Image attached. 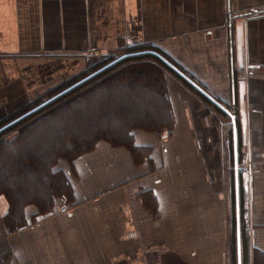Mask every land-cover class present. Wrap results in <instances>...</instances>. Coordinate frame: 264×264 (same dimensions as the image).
Masks as SVG:
<instances>
[{
  "label": "crops",
  "instance_id": "0c3cea01",
  "mask_svg": "<svg viewBox=\"0 0 264 264\" xmlns=\"http://www.w3.org/2000/svg\"><path fill=\"white\" fill-rule=\"evenodd\" d=\"M255 9L264 10V0H0V121L93 66V52L109 54L119 40L151 44V53L236 116L239 161L237 176L231 116L217 112L223 151L213 149L210 131L205 150L200 100L173 86L171 138L136 137L155 149L149 163L100 144L70 175L77 206L13 234L0 221V257L10 252L12 264H239L240 252L241 264H254L256 253L264 260V76L236 78L262 69L264 14L244 17ZM219 155L228 177L212 164ZM247 160L256 165L251 176ZM28 209L30 225L37 211ZM6 214L3 200L0 220Z\"/></svg>",
  "mask_w": 264,
  "mask_h": 264
},
{
  "label": "trees",
  "instance_id": "16d2710c",
  "mask_svg": "<svg viewBox=\"0 0 264 264\" xmlns=\"http://www.w3.org/2000/svg\"><path fill=\"white\" fill-rule=\"evenodd\" d=\"M150 48V45L124 47L119 57L102 61L94 69L0 121L1 135L44 112L62 116L59 123L52 122L46 131L32 138L28 136L23 146L13 144L4 157L9 160L0 161V198L3 197L12 208L3 217L4 225L11 234L22 230L28 223L27 205L38 207L34 216L37 220L41 214L57 210L56 205L73 201L70 177L65 170L56 169L61 159L73 163L78 157L94 151L99 144L107 143L128 150L139 165L151 158L153 147L138 145L134 131L139 129L164 137L173 129V103L162 75L155 69L143 71L138 68L112 75L122 65L154 59L174 73L206 105L224 113L160 57L151 53L155 49ZM124 55L128 57L116 62ZM31 127L29 124L21 137L27 135L25 132L30 133ZM9 254L0 258V264H8L10 260L5 257ZM263 262L260 254H254V264Z\"/></svg>",
  "mask_w": 264,
  "mask_h": 264
},
{
  "label": "rangeland",
  "instance_id": "374dc122",
  "mask_svg": "<svg viewBox=\"0 0 264 264\" xmlns=\"http://www.w3.org/2000/svg\"><path fill=\"white\" fill-rule=\"evenodd\" d=\"M118 47L119 48H117L115 51L113 50V51L109 52V54L101 55L102 52H100V53L99 52H93L92 53V55L94 56L93 58L96 59V60L93 59L94 60V62H93L94 65L93 66H90L83 73H86L90 69H94V67H96L102 61H104L106 59H109L111 57L117 58L120 55H122L123 52H124L123 49L125 47V44H124L123 40L122 41L119 40ZM262 53H263V51H262ZM262 63L263 64H261L262 65V69L261 70L248 67V68L245 69L246 70V74L243 71H240V72L239 71H236V76H237L236 78L242 80L245 77L246 78L247 77L250 78L251 76H253V77H255V76H264V60H262ZM134 68H138V69H141L143 71H150V69L151 70L155 69L157 72H159L162 75V78H163L164 83H166L167 86H168V91L170 93V96L172 95L171 92H172L173 86L179 88L180 90H185L186 89L188 91V95H191V97H193L194 101H195V97L194 96H196L197 100H200V102H201L200 103L199 101H197L196 107H197L198 117H201V118H197V121H198V130L200 132V136L202 137V140L204 141V149L205 150L206 149L207 150L209 149L208 146L210 144H208L207 139H205V136H206V133L210 131L211 133H213V137L214 136L217 137L216 140H215L217 145H215L213 143L212 146H214V148L213 147L212 148L213 149H216L218 151H221V150L223 151V148L221 146V140H219L218 137H221L222 136L221 131H220V123L219 122L224 121V119L212 107L206 105L197 95H195L192 91H190L188 88H186L184 86L183 82H181L179 79H177L176 77H174L175 75L172 72H170L169 70H167L166 68H164L163 66H161L154 59H144L142 61H133L131 63L124 64V65H122L121 67H119L117 69V72H113L112 75H117L118 73H120L122 71H125V70H133ZM81 74H79V75H81ZM79 75H77V76H79ZM77 76L71 77L67 81H65L62 84H60L59 87H62L66 83H69L72 79L76 78ZM107 79H108V77L107 78H104L103 80H107ZM59 87H57V88H59ZM113 90L114 89H110V91H113ZM128 94H130L129 91H128ZM172 102H173V100H172ZM56 114H54L52 116V113L51 112H48V113H45L44 112L42 115H39V116L35 117L34 119L28 120L27 123H25L23 125H20L18 128H16L13 131H9V130L8 131H4L3 134L0 135V161L6 162L7 160H9V159H4V157L6 156V154L8 153V151L11 150L14 147L13 144H16L17 146H23L22 144H24V142L26 140H28V136H29V138H32V136H35L38 133H42V132L46 131L47 128L51 126L52 122H55L56 121L55 123H59L62 116L59 115V116L56 117ZM44 116H46V117H44ZM206 117H209V118L206 119ZM29 124H32V127L29 129L30 130L29 131L30 133H28V132L26 133L25 132V134H27V135L24 134L25 136L21 137L23 135V132L25 131V128ZM171 131H169V134H166L164 137L163 136H159L156 133H151V134H154L157 137H159L160 141L162 140V143H163L165 141H168V139H169L168 137L171 138V135H172V132ZM142 132L143 131H141L139 129H136L134 131L136 137H137V135H139ZM17 137H19V138L21 137V138L18 139ZM165 138H167V139H165ZM14 139H18V140L17 141H14ZM102 144H107V143H102ZM99 145L96 147V149L94 151H92L90 153L96 152L97 151V148L99 147ZM107 145H110V144H107ZM110 146L116 148L115 146H112V145H110ZM117 148H119V147H117ZM153 150H155V149H152L151 150L152 151L151 153H153ZM90 153H88V154H90ZM220 154H221V152H220ZM86 155H83L81 157H78V159H75L73 163H70L68 160L61 159L57 163L56 169H58V170L60 169V171H63L65 169L69 168L70 173H68L67 170H65V171H66V174L70 177L71 173L74 175V168L73 167L75 165V162L78 161V160H80V159H83L84 156H86ZM223 158L224 157L222 155L215 156V159L212 162V164L214 165V167H217L219 165L221 166V171L218 173L219 176H221V174L223 175V169H224L225 170L224 173H226L225 176L228 177L229 170H230L229 169V164H228L229 162L227 163V161L225 159H223ZM149 162H150V160L145 161V163H149ZM0 171H1V168H0ZM71 185H72V183H71ZM3 200L6 202V200L3 197L0 198V202H2ZM58 201H61L62 202V199H58ZM74 201L75 200L73 199V201H67V204L62 203V204H59V205H56V203H55V205L58 207L57 210L52 211V212H49V213H46V214H41L42 217H43L41 222H36V220L34 218L35 215H33L32 216L33 218L31 217V222L29 221L30 225L26 224L24 228H29V227L35 226V225L41 226L42 225L41 223H43L44 221H46L48 219H51L53 217L61 218L63 216V211L64 210L65 211L66 210L68 211V210L72 209L73 207L75 208L77 206V204H75ZM6 204H7V213H10L12 211V208H10V205H9L8 202H6ZM29 207H34L37 212L39 211L38 210V207H36V206H34L32 204V205H27V207H26V211L27 212L29 210L28 209ZM0 221L4 224V218L1 219ZM9 233L11 234L10 231H9ZM7 253H10V252H7ZM4 255H2V256H4ZM6 258H7L8 261L10 260L8 262V264H12L11 263L12 262V258H13L12 254L10 253L7 257H5V259Z\"/></svg>",
  "mask_w": 264,
  "mask_h": 264
},
{
  "label": "water",
  "instance_id": "95a60500",
  "mask_svg": "<svg viewBox=\"0 0 264 264\" xmlns=\"http://www.w3.org/2000/svg\"><path fill=\"white\" fill-rule=\"evenodd\" d=\"M156 56H159L157 53H154ZM128 57L127 55H124L123 57H121L119 60H117L116 62L124 59ZM162 60L163 58L160 57ZM166 64H168L171 68H173L180 76H182L185 80H187L189 83H191L198 91H200L204 96H206L211 102H213L215 105H217L220 109H222L223 111H225L227 114H229L231 116L232 122H233V126H234V138H235V152H236V175L238 176V165H239V161H238V148H237V120H236V116L233 115L231 113V111H229L228 109L222 107V105L220 103H218L216 100H214L212 97H210L202 88H200L196 83H194L191 79H189L187 76H185L183 73H181L179 70H177L173 65H171L168 61H166L165 59L163 60ZM115 62V63H116ZM253 68V67H251ZM239 264H241V254L239 252Z\"/></svg>",
  "mask_w": 264,
  "mask_h": 264
},
{
  "label": "built area",
  "instance_id": "2783aa9c",
  "mask_svg": "<svg viewBox=\"0 0 264 264\" xmlns=\"http://www.w3.org/2000/svg\"><path fill=\"white\" fill-rule=\"evenodd\" d=\"M262 14H264V10L262 9H255V10H250L248 11L246 14H244L245 18H253V17H259L262 16ZM247 172L249 174V176H251L256 168V165L251 161V160H247L245 163Z\"/></svg>",
  "mask_w": 264,
  "mask_h": 264
}]
</instances>
